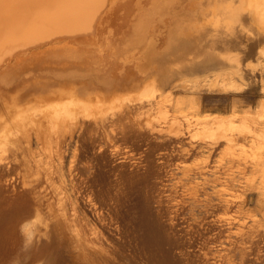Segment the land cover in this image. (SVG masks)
Wrapping results in <instances>:
<instances>
[{"label": "rangeland", "instance_id": "374dc122", "mask_svg": "<svg viewBox=\"0 0 264 264\" xmlns=\"http://www.w3.org/2000/svg\"><path fill=\"white\" fill-rule=\"evenodd\" d=\"M0 1V264H264V0Z\"/></svg>", "mask_w": 264, "mask_h": 264}, {"label": "bare ground", "instance_id": "6f19581e", "mask_svg": "<svg viewBox=\"0 0 264 264\" xmlns=\"http://www.w3.org/2000/svg\"><path fill=\"white\" fill-rule=\"evenodd\" d=\"M37 1V0H36ZM35 1V2H36ZM40 1V0H39ZM39 1H37V2H39ZM1 2V1H0ZM36 2V3H37ZM65 2V3H64ZM64 2L62 3V5H63V9H64V11H62V13L63 14H65V15H67V13H69L68 15H70V14H72L71 13V11H68V12H66V10L67 9H72V8H78V7H80V2H81V0H64ZM106 2V0H104V1H102L100 4H99V6L101 5V4H103V3H105ZM2 3V2H1ZM19 3V2H18ZM26 6L27 5H24V7L26 8ZM24 7H22V8H24ZM69 7V8H68ZM3 8V7H2ZM4 8H5V11H6V14H8V15H17V14H15L14 12H17V11H19V9H20V5L18 6L16 3H15V0H5V3H4ZM67 8V9H66ZM27 9L28 8H26L25 10H24V14L26 15V13H25V11H27ZM37 9V8H36ZM66 9V10H65ZM34 10H35V7H34ZM1 11V10H0ZM3 11V10H2ZM23 11V10H22ZM21 10H20V12L21 13H23ZM28 11H30V9L28 10ZM1 13V12H0ZM30 13V12H29ZM24 14H22V15H24ZM21 15V14H20ZM21 15V16H22ZM67 15V16H68ZM28 16H30V15H28ZM10 17V16H9ZM39 17H41V13L39 14ZM54 18H55V15L53 16ZM52 17V18H53ZM16 18V17H15ZM19 18H21V17H19ZM23 18H25V16H23ZM30 18H31V16H30ZM14 19V18H13ZM22 19V18H21ZM26 19V18H25ZM91 18H89L87 21H92V20H90ZM27 20H29L28 18H27ZM27 20L25 21V20H23L22 19V22L20 23V22H18V23H20V24H17V25H13V24H9L8 25V27H7V29L4 31V33H0V38H3V37H5L6 35H7V33L8 34H12L13 32H16V31H18L20 28L19 27H22L26 22H27ZM50 20H51V17H50ZM5 21V20H4ZM14 21V20H13ZM16 21V20H15ZM24 21V22H23ZM17 22V21H16ZM15 22V23H16ZM90 23V22H89ZM4 24V23H3ZM4 25H6V24H4ZM83 26L82 27H79V28H77L76 30H75V32H77V31H82V29H83V31H87L88 30V28H89V25L88 24H86L85 22L82 24ZM28 25H25V27H27ZM1 28V27H0ZM6 28V27H5ZM4 28V29H5ZM23 28V27H22ZM15 30V31H14ZM19 32V31H18ZM20 33V32H19ZM108 93L110 94L111 92L110 91H108ZM62 98L63 100H65L64 98H72V100L74 99H76V101H77V99H78V101H79V98H81V97H78V98H76V96H75V91L74 90H70V89H61V90H58L57 91V94H54V95H52V97L51 98H49L50 99V101H52V99L54 100V99H57V98ZM45 98V97H44ZM83 98V97H82ZM82 98L80 99V100H82ZM101 98H103L102 100H107L105 97H99V99H101ZM46 99V98H45ZM95 99H98V97L97 98H95ZM111 99V98H110ZM113 99V98H112ZM85 100V99H84ZM36 101V100H35ZM38 101V100H37ZM45 101V100H44ZM48 101V100H47ZM55 101V100H54ZM95 101V100H94ZM63 102V101H62ZM97 102V101H96ZM99 103L101 102L102 103V101H98ZM97 102V103H98ZM51 103H53V101L51 102ZM50 103V104H51ZM152 103V102H151ZM159 104V103H158ZM44 105V104H43ZM111 106V105H110ZM142 106V105H141ZM156 106V105H155ZM63 107V106H62ZM168 110V109H167ZM72 113V112H71ZM66 114V113H65ZM113 114V113H112ZM114 116V115H113ZM56 117V116H55ZM205 119V118H204ZM209 119V118H208ZM202 120V119H201ZM203 121V120H202ZM205 121V120H204ZM213 121H220V122H222V121H224V120H221V119H213ZM52 122V121H51ZM225 122V121H224ZM223 122V123H224ZM101 124H103V123H101ZM104 126V125H103ZM102 126V127H103ZM101 127V128H102ZM180 128V127H179ZM53 129V128H52ZM55 129V128H54ZM110 131V130H109ZM184 131V130H183ZM108 133H110V132H108ZM107 133V134H108ZM92 134V133H91ZM110 135V134H109ZM41 136V135H40ZM111 136V135H110ZM109 136V137H110ZM108 137V138H109ZM234 136H232V138H233ZM229 138V137H228ZM112 139H113V137H112ZM116 139V138H115ZM235 139V138H234ZM110 140H111V138H110ZM233 140V139H232ZM216 142H218V141H216ZM215 148V147H214ZM46 150V149H45ZM4 156V155H3ZM78 181V180H77Z\"/></svg>", "mask_w": 264, "mask_h": 264}]
</instances>
